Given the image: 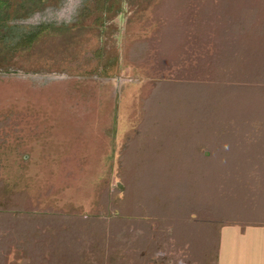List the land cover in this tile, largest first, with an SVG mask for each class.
Wrapping results in <instances>:
<instances>
[{"label":"rangeland","instance_id":"1","mask_svg":"<svg viewBox=\"0 0 264 264\" xmlns=\"http://www.w3.org/2000/svg\"><path fill=\"white\" fill-rule=\"evenodd\" d=\"M97 3L28 0L16 33L49 29L29 48L14 50L0 38V121L10 115L0 125L8 142L0 145V186L13 189L9 207L17 211L0 214V264H216L223 223H264V160L257 159L264 143L241 157L232 152L240 141L221 142L215 125L203 139L208 147L199 142L208 158L192 160L178 143L179 170L189 165L193 179L179 196L166 188L181 178L171 170L165 176L171 160L162 145L170 141L157 124L167 117L164 99L191 91L186 81L206 74L198 67L216 61V48L221 65L238 58L234 40L257 21L263 0ZM248 64L255 66L245 81L255 88H242L245 104L261 111L264 57ZM253 119L243 131L262 143L263 117ZM35 123L32 139L20 134ZM127 195L122 209L117 199ZM235 230L226 227L223 237Z\"/></svg>","mask_w":264,"mask_h":264},{"label":"trees","instance_id":"2","mask_svg":"<svg viewBox=\"0 0 264 264\" xmlns=\"http://www.w3.org/2000/svg\"><path fill=\"white\" fill-rule=\"evenodd\" d=\"M107 1L108 0H98V9L103 8ZM27 2L28 0H22V2L16 6H13L12 0H0V38L2 37L3 40L7 39L9 41L8 45H10L14 50L17 48H29L33 44L34 40L41 35L43 30H46L47 28L49 29V26H42L38 29H32L39 31L24 32L20 35L16 33V30H21L18 21L28 16L27 13H29L28 9L30 8L27 6ZM262 4H264V0ZM262 23L264 24V8L262 11H260L257 21L251 27L244 30H239L241 34L236 40H234L235 45L238 44V46L241 48L238 51H233L238 53V58L236 60H234L230 65H221L219 62L222 60L224 52L221 47L216 48L214 55L216 61L212 60V63L209 65L204 64V67L202 65L198 67L200 72L205 70L206 74L203 73L201 78H197V76H194V78H188L189 81H186L188 85L184 87L190 88L191 91L189 90V92H182L180 95L181 100H178L176 97L173 99V101L170 100V97H166L164 99V105L162 106V109L165 110L167 117L157 124L159 125V128L157 129H162L159 132L166 133L161 135V137H164L163 141H170L169 143L162 145L166 146V154L169 155L171 160L169 162L170 168H168V166L165 168V170H167V174L165 176L168 177L167 179L172 178L173 176L168 174V170H171L170 173L176 172V174L181 178V180H178V183H174L175 186L166 188L174 189L175 191L180 192V194H178L179 196L183 195V191H185L184 189H186V187L189 188L191 185H193V179H190L192 175L190 176L188 173H186H190V171H192V168H190L189 165H183V167H180L179 170L178 160L182 154L176 147L178 143H185V145L188 147L187 156L193 157L191 158L192 160H195V157L208 158V155H205L204 152H202L203 145L199 144V142L205 141V146L208 147V140L203 139L205 138V134L210 135L209 125H215V127L211 129L212 131L216 132L217 138L221 142L223 140H228L230 142L232 140L236 142L240 141L238 144H232L234 148L232 149V152L236 154L240 153L241 157L253 156V153L257 150V148L264 143H261L260 134L251 131L252 133H249L250 136H247L243 131L244 127L246 126L245 121L247 119V124H249V126L250 123L254 122L253 118L257 117L258 114L260 117H263L264 120V109H261L260 111L254 104H245L247 100L248 102L250 101L246 97V94L243 93L248 92L244 89L255 88L252 86L255 84L245 81V77L250 73L252 68L251 66H255L248 63H250L251 60H258L264 57V30H262L264 29V25L260 26ZM259 28L261 29L258 30ZM54 29L60 30L58 28ZM207 57L209 58L208 54ZM242 59H244V61L246 60L247 64H239V62H242ZM187 104H190L188 109ZM262 107L264 108V106ZM6 116L7 117L5 119L0 121V125L9 122L10 115ZM39 125L41 124L35 123L34 126H24V128L20 130V134L24 130L30 135V139H32V132L35 129H39ZM20 134L17 133L14 136L17 143L16 147L23 154L26 152V146H23L25 144L23 142L24 137L23 135L20 136ZM41 134L42 130L38 131V135L41 136ZM136 135L139 136V134H135L133 139ZM163 141L160 143L163 144ZM262 141H264V139H262ZM6 143H8L7 137L0 136V145ZM224 143H222L223 146L219 145L222 151H225L224 149H227L228 147L226 145H229ZM131 144L133 151H135L136 147L133 145L134 141L133 143L131 142ZM7 145V147L11 146V144ZM243 149L244 151H241ZM213 152L214 150H211L209 155H214ZM257 156L260 157L257 158L259 161L264 160L261 159L264 157V152L257 154ZM177 167L179 172L177 171ZM261 169L262 168L259 167L257 171H261ZM125 173L128 172L124 171L123 174L125 175ZM13 195L14 191L9 187V184L6 182L2 183L0 186V214L8 218L14 217V215L17 213V211L12 210L9 207L13 203V200H11L14 199ZM139 197L146 203L144 196L138 195V198ZM128 200V195L124 196L122 199H117L119 206L123 207L122 209L126 208V203ZM165 203L168 202L165 201ZM162 212L166 213V211L163 210ZM30 213H33V211ZM225 225H240L246 227L247 225H264V223H242L238 221H230L223 223L222 227ZM221 228H219L217 235L218 237L216 239V257ZM205 238H207L208 242L212 241V238H214V233H208Z\"/></svg>","mask_w":264,"mask_h":264},{"label":"crops","instance_id":"3","mask_svg":"<svg viewBox=\"0 0 264 264\" xmlns=\"http://www.w3.org/2000/svg\"><path fill=\"white\" fill-rule=\"evenodd\" d=\"M226 227L233 235L223 237ZM216 264H264V225H225L221 228Z\"/></svg>","mask_w":264,"mask_h":264}]
</instances>
